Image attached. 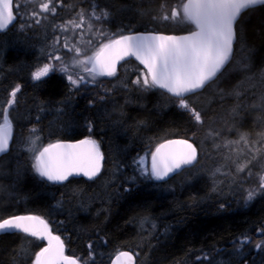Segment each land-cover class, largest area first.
<instances>
[{
  "label": "trees",
  "instance_id": "16d2710c",
  "mask_svg": "<svg viewBox=\"0 0 264 264\" xmlns=\"http://www.w3.org/2000/svg\"><path fill=\"white\" fill-rule=\"evenodd\" d=\"M17 2L23 11L34 6L33 0ZM91 2L65 0L68 8L58 9V16L50 17L42 26L26 27L21 32L17 23L0 33V98L15 84L22 85L18 104L10 110L13 139L8 153L0 158V217L33 214L55 222L63 221L61 232L62 238L66 237L67 254L87 259V244L90 239L95 242V259L89 264H110L112 257L123 250L131 251L137 264H218V253L231 259V264H245V261L264 264V249L254 248L256 242L264 239L257 234V230L264 227V194L247 204L244 202L246 190L258 185L256 174L260 167H254L253 176L242 185L240 178L246 176L247 170L237 174L233 184L219 173L218 178H213L211 172L215 168L223 166L222 172L235 174L236 163L245 162L243 155L237 159L233 154L236 163L224 159L213 141L206 139L208 130L217 124L206 123L197 131L186 114L168 104L167 94L125 92L124 84L142 70L132 60L121 64L115 77H99L98 85L81 86L78 91H70L59 73L51 74L46 82L31 79V72L47 62L44 52L50 50L48 44L53 36L59 34L52 25L71 18L73 9H87ZM96 3L109 5L106 10L111 15L104 27L110 34L120 30L130 34L154 29L179 34L192 29L191 25L177 26L174 22L156 24L152 21V13L141 15L149 8L157 9L161 0H96ZM240 27L243 49L237 45L234 51L248 55L251 49V67L247 72L230 73L226 82L219 84L226 92H232L237 85H240L238 91H257L259 73L264 70V6L246 11ZM84 31L85 42L80 46L88 48L86 28ZM241 58V55L236 56V60ZM247 76H252L253 81L248 82ZM106 88L119 90L115 108L111 102L96 99ZM90 99L96 100L92 106L88 103ZM126 99L130 102L126 103ZM194 99L205 106L212 97L205 94ZM236 104L233 96L227 97L222 104L213 102L209 115L222 126L224 120L220 117ZM241 115L244 118L239 131L259 139L258 134L264 132V122H261L264 114L253 111ZM254 118L261 119L254 123ZM89 119L93 121L91 133L87 125ZM32 127L40 130L41 140L37 146L82 140L91 135L100 143L105 156L100 175L94 180L73 177L62 184L39 178L32 169V154L26 146ZM193 131L198 148L203 153H211V158L205 156L199 165L185 169L167 182L146 180L139 175L134 163L139 156L154 151L166 140L185 138L186 133L191 136ZM226 136L229 140L235 139L236 132H228ZM222 151L226 153L227 149ZM148 159L150 162V157ZM143 216L154 218L157 228L153 230L150 224H145L141 230L138 218ZM57 226L53 224L54 228ZM245 236H250L252 242L234 256V247H238L234 242ZM100 238L106 239L107 244ZM45 244V241L26 238L22 233L0 235V264H13L21 248L25 255L16 257V264H31L35 252ZM205 253L216 259L196 260Z\"/></svg>",
  "mask_w": 264,
  "mask_h": 264
},
{
  "label": "snow or ice",
  "instance_id": "6c2138e0",
  "mask_svg": "<svg viewBox=\"0 0 264 264\" xmlns=\"http://www.w3.org/2000/svg\"><path fill=\"white\" fill-rule=\"evenodd\" d=\"M33 4L30 10L23 11L17 0H0V33L17 23L21 32L26 27L31 29L42 26L50 17L58 16V9L68 8L65 0H33ZM256 6H264V0H172V3L161 0L157 9L149 8L147 12L142 11L141 15L152 13V21L156 24L174 22L177 26H193L187 34H165L155 29L131 34L120 30L110 34L104 27L111 15L106 10L109 5L101 6L96 0H92L87 9H73L74 15L71 18L52 25L54 31L59 30V34L54 35L48 44L50 50L44 52L47 62L31 72V79L46 82L51 74L59 73L67 81L70 91H78L81 86L98 85L99 77H115L118 64L134 57L143 68L135 78L124 84L125 92L160 91L162 96L167 94L168 104L186 114L191 126L197 131L206 123L217 124V127L208 130L206 139L213 141L219 155L233 163H236L233 154L237 159L244 156V163H236L235 174L222 172L221 166L211 172L213 178H218L219 173L233 184L236 183V175L247 170L246 176L240 178L242 185L253 176L252 169L259 165L260 172L256 174L258 185L246 190L244 202L247 204L257 195L264 194V132L258 134L259 139H254L249 133L240 132L239 127L242 126L244 118L241 113L257 111L264 114V70L259 73L261 79L257 91H238L240 85H237L232 92H226L219 88V84L226 82L232 72L250 70L252 50H248V55H242L241 52L234 51V46L238 45L243 49L240 20L246 11ZM85 28L88 48L80 46L85 42ZM237 55L242 58L236 60ZM246 80L252 82L253 77L247 76ZM253 88H256L255 84ZM21 89L22 85L17 83L5 97L0 98V155L8 153L13 139L10 110H14V106L18 104V93H21ZM118 94V89L106 88L103 95L97 94L96 99L111 102L115 108L118 105ZM205 94L212 99L207 105L200 106L194 97ZM229 96H233L237 104L225 116L220 117L224 120L221 126L209 112L212 111L213 102L222 104ZM95 102L96 100L90 99L88 103L92 106ZM128 102L130 101L126 99V103ZM257 119L261 118H254V123ZM229 120L232 121L231 124L228 123ZM87 125L91 133L93 121L89 119ZM234 131L236 138L227 139L226 133ZM39 133L40 130L32 127L26 139L27 151L32 154L31 166L39 178L62 184L70 182V177L73 176L83 175L94 180L100 175L105 156L100 143L91 135L75 143L57 141L37 146L41 140ZM195 137V131L191 136L186 133L185 138L166 140L157 145L154 151L139 156L134 161L139 175L146 180L167 182L185 169L199 165L205 156L211 158V153H203L198 148ZM223 149H227V152H223ZM17 171L19 173V168ZM213 190H216L215 184ZM81 208L86 211L83 204ZM138 222L141 230H144L145 224H150L153 230L157 228L155 219L149 216L139 217ZM54 223L58 225L56 228L53 227ZM63 224V221L55 222L40 215H10L6 218L0 217V235L22 233L26 238L46 241L35 252L31 264H89L90 260L95 259V242L90 239L87 244V259L66 254V237L62 238L61 232ZM257 234L264 236V227L259 228ZM100 239L107 244L106 239ZM251 242L250 236L235 241L234 244L238 247H234L233 255H239ZM254 248L257 251L264 249V239L256 242ZM24 255L23 248L16 253V257ZM16 257L13 258V264H16ZM201 259L216 258L205 253L203 257H196L198 261ZM111 264H134V256L131 251H119ZM218 264H231V259L218 253Z\"/></svg>",
  "mask_w": 264,
  "mask_h": 264
},
{
  "label": "water",
  "instance_id": "95a60500",
  "mask_svg": "<svg viewBox=\"0 0 264 264\" xmlns=\"http://www.w3.org/2000/svg\"><path fill=\"white\" fill-rule=\"evenodd\" d=\"M10 27V26H9ZM193 27V26H192ZM135 33V32H134ZM141 33H144V32H141ZM166 34V33H165ZM184 34H187V32L186 33H179V34H176V35H184ZM129 60H133V61H135V62H137L138 64H139V62L138 61H136L135 60V58L133 57V58H129L127 61H129ZM124 62H126V61H121L120 62V64H118V66H117V70H118V68L120 67V65L122 64V63H124ZM140 65V64H139ZM142 68H143V66L142 65H140ZM12 136H13V132H12ZM172 139H181V138H172ZM77 141H79V140H76V141H60V142H65V143H75V142H77ZM165 142V141H164ZM164 142H162V143H164ZM161 144V143H160ZM10 145H11V142H10ZM170 147H174V146H170ZM9 148H10V146H9ZM155 150V149H154ZM6 154V153H5ZM4 154H2V155H0V158L3 156ZM73 177H82V178H84V179H88L87 177H84L83 175H79V176H73ZM73 177H70V178H73ZM21 215H27V214H21ZM33 215V214H32ZM123 251H127V250H123ZM117 254V253H116ZM115 254V255H116ZM133 254V253H132ZM115 255L112 257V259H111V262H112V260L115 258ZM133 256H134V254H133ZM111 262H110V264H111ZM134 264H137V260H136V257L134 256Z\"/></svg>",
  "mask_w": 264,
  "mask_h": 264
}]
</instances>
